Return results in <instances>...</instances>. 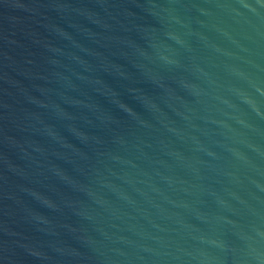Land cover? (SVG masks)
Instances as JSON below:
<instances>
[{
  "label": "water",
  "instance_id": "water-1",
  "mask_svg": "<svg viewBox=\"0 0 264 264\" xmlns=\"http://www.w3.org/2000/svg\"><path fill=\"white\" fill-rule=\"evenodd\" d=\"M0 264H264V0H0Z\"/></svg>",
  "mask_w": 264,
  "mask_h": 264
}]
</instances>
